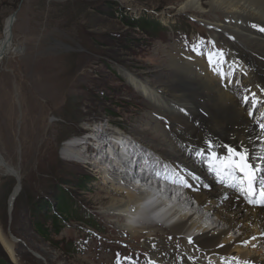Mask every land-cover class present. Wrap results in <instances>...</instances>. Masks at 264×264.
<instances>
[{"label":"rangeland","instance_id":"obj_1","mask_svg":"<svg viewBox=\"0 0 264 264\" xmlns=\"http://www.w3.org/2000/svg\"><path fill=\"white\" fill-rule=\"evenodd\" d=\"M183 1L0 0V41L21 6L0 63V154L18 173L0 165V257L7 264H162L141 238L117 228L123 217L102 214L120 193L88 166L94 159L72 161L64 147L71 142L89 157L97 148L92 136L104 138L100 130L110 125L157 139L148 131L152 100L133 79H165L162 53L171 47L208 52L220 70L224 58L209 51H226L212 46L204 22L177 14ZM185 53L194 56L193 48ZM168 121L159 124L169 130ZM1 232L14 242L13 255ZM133 252L141 259L131 260Z\"/></svg>","mask_w":264,"mask_h":264},{"label":"bare ground","instance_id":"obj_2","mask_svg":"<svg viewBox=\"0 0 264 264\" xmlns=\"http://www.w3.org/2000/svg\"><path fill=\"white\" fill-rule=\"evenodd\" d=\"M183 13L208 25L205 29L210 36L222 37L215 39L226 48L220 70L212 65L215 59L208 52L206 56L195 57L185 53L192 48L189 45L183 50L171 47L162 53L165 70L161 73L165 79H133L144 89L140 92L143 97L152 100L149 120L152 130L148 131L157 139L147 141L142 136L127 135L115 131L112 125L106 127L109 133L100 132L105 136L104 141L123 138L121 141L128 143L138 161L148 158L161 173L165 164L181 170L188 187L187 195L171 198L169 192L159 188V183L149 181L150 178L147 181L139 176L149 186L137 185L129 174L109 168L106 157L110 160L111 151L103 156V143L100 146L96 143L97 149L92 153H89L92 146H84L89 157L78 153L79 147L71 142L64 147V152L74 156L76 160L72 161L78 163L94 159L89 160L88 166L103 178V184H111L112 190L120 193L119 198H112L108 208H103L102 214L107 211L111 215L108 218L123 217L125 223L117 228L141 238L143 246L152 249L153 258L160 259L162 264H264V202H250L229 182L225 187L219 185L198 158V154L207 153L234 156L230 148L246 153L247 162L259 176L257 188L264 190V130L259 126L264 123L260 118L264 110V31H261L264 0H185L177 14ZM15 22L12 23L11 16L6 21L0 41V63L4 59L1 53L5 51V44L8 43L6 55L12 49L13 37L8 40ZM224 34L228 36L226 39ZM242 74L247 81L240 87L241 83L233 77L239 79ZM254 104L258 109L250 115L249 108ZM165 118L169 120V130L159 124ZM160 135L163 138L159 139ZM3 164L9 173L18 176L17 170L0 154V165ZM19 191L20 181L9 198L12 205ZM121 221L117 218L116 223ZM162 235L171 236V241H163ZM1 239L13 255L14 242L2 232Z\"/></svg>","mask_w":264,"mask_h":264},{"label":"snow or ice","instance_id":"obj_3","mask_svg":"<svg viewBox=\"0 0 264 264\" xmlns=\"http://www.w3.org/2000/svg\"><path fill=\"white\" fill-rule=\"evenodd\" d=\"M264 31V29H261ZM264 91V90H262ZM255 94H253L254 97ZM248 97H245V101L247 102ZM251 115L252 113L249 112ZM260 128L264 130V123L260 124ZM229 151L238 159H232L231 157L227 158L224 163V169H232V170H239L241 173L244 174L245 179L241 181L242 185L241 191L245 192L249 197L255 195V178H256V170L247 162V154L246 153H239L235 149H229ZM217 175H220V172L217 171ZM260 195L264 197V190L260 192ZM255 202V201H251ZM191 242V238H189Z\"/></svg>","mask_w":264,"mask_h":264},{"label":"water","instance_id":"obj_4","mask_svg":"<svg viewBox=\"0 0 264 264\" xmlns=\"http://www.w3.org/2000/svg\"><path fill=\"white\" fill-rule=\"evenodd\" d=\"M20 7H21V6H20ZM20 7H19L16 11H14V12L11 14V20H12V23L15 22V21L17 20V15H18V12H19V10H20ZM9 37H10V38H9L8 41H11V39H12V37H13V33H11V35H10ZM8 41H7V42H8ZM4 49H5V51H2V53H1V56H2V57H5V56H6L5 52H6L7 49H8V43L5 44Z\"/></svg>","mask_w":264,"mask_h":264},{"label":"trees","instance_id":"obj_5","mask_svg":"<svg viewBox=\"0 0 264 264\" xmlns=\"http://www.w3.org/2000/svg\"><path fill=\"white\" fill-rule=\"evenodd\" d=\"M0 264H7V260H4L3 258L0 257Z\"/></svg>","mask_w":264,"mask_h":264}]
</instances>
